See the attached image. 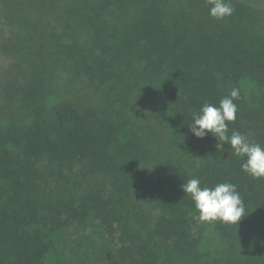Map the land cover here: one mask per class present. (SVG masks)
<instances>
[{
    "label": "trees",
    "instance_id": "trees-1",
    "mask_svg": "<svg viewBox=\"0 0 264 264\" xmlns=\"http://www.w3.org/2000/svg\"><path fill=\"white\" fill-rule=\"evenodd\" d=\"M232 4L231 23L209 12L176 13L156 4L138 16L142 36L160 45V98L191 156L160 161L156 185L144 199L118 156L122 125L115 118L91 102L48 104L41 86L27 88V120L19 123L11 114L0 132V264H48L58 234L91 220L114 240L110 264H165L156 239L187 253L201 243L195 202L181 187L192 178L209 187L237 185L247 214L239 224L217 220L223 232L250 226L264 213V178L244 172L245 158L229 144L219 145L211 133L197 138L190 130L194 112L206 102L219 105L236 87L239 111L228 122L229 135L237 130L264 144L262 111L253 109L241 86L245 78L264 83V28L256 8L240 0ZM251 248L237 257L232 244L225 264H264V243Z\"/></svg>",
    "mask_w": 264,
    "mask_h": 264
},
{
    "label": "rangeland",
    "instance_id": "rangeland-1",
    "mask_svg": "<svg viewBox=\"0 0 264 264\" xmlns=\"http://www.w3.org/2000/svg\"><path fill=\"white\" fill-rule=\"evenodd\" d=\"M240 1L258 10L264 28V0ZM155 4L191 15L208 13L211 7L207 0H0V132L11 114L19 123L27 120L26 92L33 84L45 90L48 104L91 102L122 125L118 156L144 199L156 185L160 161L191 158L160 98V45L139 32V14ZM241 86L264 119V83L245 78ZM263 214L250 226L223 232L217 220L201 221L197 210L195 232L201 243L196 249L180 252L169 243H155L165 264H192L191 256L225 264L232 244L236 256L243 257L254 250L253 244L264 243ZM56 238L48 264L114 261V240L97 221L62 230Z\"/></svg>",
    "mask_w": 264,
    "mask_h": 264
},
{
    "label": "clouds",
    "instance_id": "clouds-1",
    "mask_svg": "<svg viewBox=\"0 0 264 264\" xmlns=\"http://www.w3.org/2000/svg\"><path fill=\"white\" fill-rule=\"evenodd\" d=\"M207 3L211 6L209 14L216 19H223L235 11L232 0H207ZM239 98L240 89L234 87L219 105L206 102L199 112L192 114L190 130L197 138L211 133L219 145L221 142L229 144L234 155L245 158L241 165L244 172L257 179L264 178V144L250 140L237 130L229 135L228 122L237 119L239 106L234 101ZM181 187L195 202L203 222L219 220L239 224L247 214L243 197L234 183L222 182L209 187L203 185L200 178H192Z\"/></svg>",
    "mask_w": 264,
    "mask_h": 264
}]
</instances>
